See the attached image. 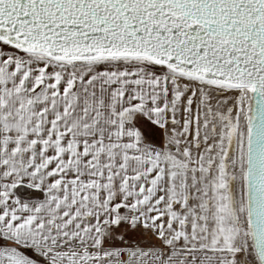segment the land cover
<instances>
[{"label": "snow or ice", "instance_id": "snow-or-ice-1", "mask_svg": "<svg viewBox=\"0 0 264 264\" xmlns=\"http://www.w3.org/2000/svg\"><path fill=\"white\" fill-rule=\"evenodd\" d=\"M0 264H264V0H0Z\"/></svg>", "mask_w": 264, "mask_h": 264}]
</instances>
